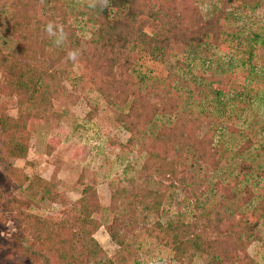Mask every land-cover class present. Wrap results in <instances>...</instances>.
Masks as SVG:
<instances>
[{"label":"trees","instance_id":"1","mask_svg":"<svg viewBox=\"0 0 264 264\" xmlns=\"http://www.w3.org/2000/svg\"><path fill=\"white\" fill-rule=\"evenodd\" d=\"M87 1L0 0V36L13 46L0 50V98L17 109L11 117L0 105V163L7 169L9 159L26 158L22 135L35 122L60 129L61 113L43 104L62 98L65 83H74L72 70L83 67L98 97L120 107L115 122L130 135L129 143H139L145 175L172 178L190 187L196 199L202 190L231 205L206 209L201 218L157 221L154 228L170 240L173 260L248 264V248L263 233L264 147L247 139L235 153L243 156L237 178L225 183L211 177L233 156L216 140L218 129L237 132L233 119L261 97L264 76L257 65L264 70V32L250 31L242 16L263 7L264 0H211L208 13L200 8L203 0H110L104 9L90 8ZM49 21L67 33L60 47L44 30ZM72 50L78 53L75 62L67 59ZM172 60L190 79L161 71ZM34 186L43 198L56 199L54 179L37 178ZM119 197L112 194V205ZM127 198L158 218L167 199L147 188H133ZM101 209L95 189L87 186L72 221L24 214L32 243L23 253L36 257L35 264H113L101 260L103 249L93 237ZM106 230L123 246L119 231Z\"/></svg>","mask_w":264,"mask_h":264},{"label":"rangeland","instance_id":"2","mask_svg":"<svg viewBox=\"0 0 264 264\" xmlns=\"http://www.w3.org/2000/svg\"><path fill=\"white\" fill-rule=\"evenodd\" d=\"M68 1L82 5L87 0ZM210 5L211 0H203L200 8L208 13ZM242 22L250 31L264 32V5L242 16ZM5 43V38L0 36L3 53L13 47ZM219 55L216 56L220 58ZM184 61L198 65L189 59ZM160 69L187 79L191 76L176 67L174 60ZM262 70L257 65L258 73L264 76ZM72 71L74 83H65L63 97L43 104L48 110L61 113V120L56 122L60 129H56L54 124L35 122L22 135L28 146L26 158L9 159L7 169L0 163V264H35L36 257L23 253L24 247L32 243V234L23 220L24 214L36 215L53 223L72 221L78 214L79 200L87 186L95 189L102 208L94 216L100 227L93 234L103 249L102 261L110 259L113 264H179L172 258L170 240L157 232L154 224L157 221L165 224L169 220L201 218L204 210L215 212L230 207V203L212 193H201L202 190L196 199L190 187L172 178L160 180L145 175L141 168L146 157L139 143L136 140L129 143L130 135L115 122L120 107L108 105L98 97L87 70L78 66ZM259 86L261 97L250 103L241 119H233L237 132L230 134L223 125L218 129L216 140L222 141L233 156L229 164L212 174V180L221 178L228 183L237 178V167L243 156L235 153L247 139L256 141L258 145L255 147L260 144L264 147V81ZM2 104L9 116H17L13 104L0 98ZM37 178L54 179L53 194L57 200L42 197V190L34 186ZM133 188L139 192L147 188L165 194L167 199L161 218L147 215L131 204L127 196ZM113 193L120 197L112 205ZM108 227L119 231L123 246L111 241L106 230ZM262 230V237L248 248V264H264V218Z\"/></svg>","mask_w":264,"mask_h":264},{"label":"clouds","instance_id":"3","mask_svg":"<svg viewBox=\"0 0 264 264\" xmlns=\"http://www.w3.org/2000/svg\"><path fill=\"white\" fill-rule=\"evenodd\" d=\"M110 0H88L87 6L90 8H100L104 9L109 6ZM46 34L53 39V43L60 47L62 46L66 39L67 33L64 31L63 25L55 24L52 21H49L44 28ZM67 59L75 62L78 59V53L76 50L69 51L67 54Z\"/></svg>","mask_w":264,"mask_h":264}]
</instances>
